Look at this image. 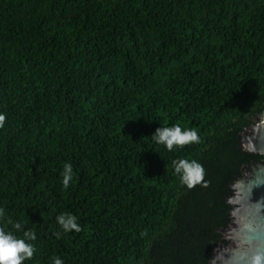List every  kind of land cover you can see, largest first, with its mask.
<instances>
[{
	"label": "trees",
	"instance_id": "1",
	"mask_svg": "<svg viewBox=\"0 0 264 264\" xmlns=\"http://www.w3.org/2000/svg\"><path fill=\"white\" fill-rule=\"evenodd\" d=\"M0 115V228L34 247L23 264H208L264 162L242 145L264 117V0H0ZM161 126L199 142L169 151Z\"/></svg>",
	"mask_w": 264,
	"mask_h": 264
},
{
	"label": "water",
	"instance_id": "2",
	"mask_svg": "<svg viewBox=\"0 0 264 264\" xmlns=\"http://www.w3.org/2000/svg\"><path fill=\"white\" fill-rule=\"evenodd\" d=\"M242 145L252 153L264 155V117L242 133ZM229 198L232 223L226 229L233 239L215 248L213 264H253L260 256L264 264V162L243 167V175L233 183ZM232 225V226H231Z\"/></svg>",
	"mask_w": 264,
	"mask_h": 264
},
{
	"label": "clouds",
	"instance_id": "3",
	"mask_svg": "<svg viewBox=\"0 0 264 264\" xmlns=\"http://www.w3.org/2000/svg\"><path fill=\"white\" fill-rule=\"evenodd\" d=\"M5 117L0 115V127L3 126ZM153 139L167 147L169 151L174 150L175 146L183 147L189 143L199 142V136L195 130H182L179 126L158 127L152 134ZM175 171L182 172V183H186L189 187L202 179V168L195 161L191 163L187 160L174 161ZM63 186L68 187L69 181L72 179V169L70 164L64 165ZM0 215H3L0 211ZM58 222L63 228L68 230L81 231L80 226L76 223V218L71 215L62 214L57 217ZM19 229L20 225L17 224ZM24 235L30 239H35V235L31 232H25ZM34 247L25 243L23 239H17L11 232L6 233L0 228V264H23L25 259L33 256ZM261 257L258 255L254 258L253 264H260ZM54 264H63L60 258H56Z\"/></svg>",
	"mask_w": 264,
	"mask_h": 264
},
{
	"label": "rangeland",
	"instance_id": "4",
	"mask_svg": "<svg viewBox=\"0 0 264 264\" xmlns=\"http://www.w3.org/2000/svg\"><path fill=\"white\" fill-rule=\"evenodd\" d=\"M222 233H223L224 238H226L227 240H229V243H233V239L231 238V234L226 229H223L222 230Z\"/></svg>",
	"mask_w": 264,
	"mask_h": 264
},
{
	"label": "flooded vegetation",
	"instance_id": "5",
	"mask_svg": "<svg viewBox=\"0 0 264 264\" xmlns=\"http://www.w3.org/2000/svg\"><path fill=\"white\" fill-rule=\"evenodd\" d=\"M229 241V240H228ZM222 244V243H221ZM220 244V245H221ZM220 245H218L217 247H220ZM227 245H231V243H228ZM216 248V247H215ZM215 248H214V250H215ZM213 250V252L210 254V260H209V263L208 264H213L212 263V261H213V259H215V256H214V253H215V251Z\"/></svg>",
	"mask_w": 264,
	"mask_h": 264
}]
</instances>
